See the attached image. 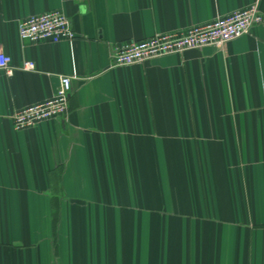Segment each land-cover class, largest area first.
Masks as SVG:
<instances>
[{
  "label": "crops",
  "instance_id": "obj_1",
  "mask_svg": "<svg viewBox=\"0 0 264 264\" xmlns=\"http://www.w3.org/2000/svg\"><path fill=\"white\" fill-rule=\"evenodd\" d=\"M254 3L263 22L220 47L113 65ZM54 9L73 40L19 39ZM0 52V264H264V0H0ZM60 76L66 112L14 130Z\"/></svg>",
  "mask_w": 264,
  "mask_h": 264
},
{
  "label": "built area",
  "instance_id": "obj_2",
  "mask_svg": "<svg viewBox=\"0 0 264 264\" xmlns=\"http://www.w3.org/2000/svg\"><path fill=\"white\" fill-rule=\"evenodd\" d=\"M263 22V15L256 3L217 18L202 25L191 26L179 31L155 33L140 41H124L114 46L112 62L114 66H125L149 61L169 54H181L189 49L204 46L220 47ZM19 39L30 43H58L71 41L75 34L70 28L68 18L59 9L30 15L17 24ZM24 70L34 68L31 62H24ZM0 71L10 75L13 71L11 59L0 52ZM71 90V78L60 76L56 90L43 102L28 105L15 111L11 117L16 131L35 124L61 117L66 112L67 98Z\"/></svg>",
  "mask_w": 264,
  "mask_h": 264
}]
</instances>
